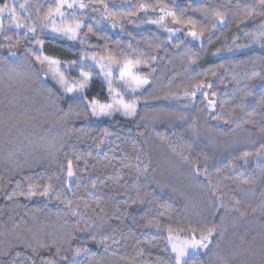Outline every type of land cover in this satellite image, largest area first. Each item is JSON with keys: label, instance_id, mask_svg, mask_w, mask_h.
<instances>
[{"label": "trees", "instance_id": "16d2710c", "mask_svg": "<svg viewBox=\"0 0 264 264\" xmlns=\"http://www.w3.org/2000/svg\"><path fill=\"white\" fill-rule=\"evenodd\" d=\"M4 3L36 32H18L7 14L0 21V264H173L166 232L210 229L188 264H264L260 0H83L96 57L150 77L132 119L102 121L90 120L88 103H106L109 85L79 64L78 47L43 35L55 0ZM142 4L175 13L203 41L142 24ZM98 10L116 30L95 19ZM10 37L17 52H4ZM44 58L92 72L83 97L63 99L39 73Z\"/></svg>", "mask_w": 264, "mask_h": 264}, {"label": "rangeland", "instance_id": "374dc122", "mask_svg": "<svg viewBox=\"0 0 264 264\" xmlns=\"http://www.w3.org/2000/svg\"><path fill=\"white\" fill-rule=\"evenodd\" d=\"M55 2L57 7L59 0H55ZM67 3H72V0H67ZM161 8L163 7L157 8L155 11H148V10L144 11L141 9V17L143 19L142 24L145 23L144 25L152 26L172 39H181L196 46H199L201 44V42L203 41L202 36L197 34V37L194 38L192 35H190V33L194 31L192 28L179 24L173 16L166 14V13H171L169 10L163 8L165 9V11L161 12L160 11ZM55 10L53 13H55ZM61 11L64 12L65 14L63 18H61L59 15H53L51 17L48 16V19L46 20L43 26V35L64 41L73 47H78L81 50L79 64L82 66H88L92 70H95L98 73V76L109 85V98L106 103H100L97 101L88 103L90 120L102 121V120L113 119L115 117L132 119L135 115L132 116L124 115L123 112L124 106L132 105L133 103H135L136 106L135 114H136L139 106V101L137 97L140 95V93L143 92L145 88L149 86L150 84L149 75L144 73L141 69V66L139 65L124 66V65H118L115 62L110 63L107 59L108 57H106L103 61H101V63H103L104 65L103 69H101L100 63H97V61H100L101 58H97L94 52L92 51L90 44L91 38L87 35H84L83 33L84 30L83 28L85 27L84 22L87 19L93 18L91 14L90 6L85 9H80L78 6L74 8H68L67 5L65 4V6L61 8ZM94 16L95 19L98 20L104 26L116 30L115 26H113L112 22L109 21L107 15H105L103 10L96 11ZM3 18L4 15L0 16V21L3 20ZM77 19L81 22V27L76 33V39H70L69 34H65L64 32H57L53 30L54 28L63 29L69 26L74 27ZM222 23L223 21H219V22L217 21L218 25ZM134 27L137 28L138 26L134 25ZM13 28L19 32L24 27L22 26L20 28H16L15 26H13ZM260 31L262 32L261 34L264 33V21L261 24ZM10 38L12 39L15 37H10ZM16 41H17L16 39H12V41H10L9 39L6 40L5 42H8L7 43L8 46L4 50V52H17L18 43ZM255 41L257 42V39H255ZM93 56L96 57L95 61L92 59ZM40 61L38 62L37 66L42 78L46 80L51 86H53L59 93H61L63 99H68L71 97H83V94L88 89V82L93 77L92 72H87L83 69L79 70L78 67L74 66L73 64L71 65L66 63H64V65L62 63L49 64L48 62L41 63ZM47 61H52V60L47 59ZM62 65L64 66V73L61 72L63 68ZM70 71H78L79 76L71 77L69 75ZM81 72L85 73L88 76V80L84 88L80 87V84L84 83V78L80 75ZM106 73H110V75H106ZM61 80L63 81V83H61ZM137 80H147V83L137 88L136 87ZM68 89H71V91H68ZM133 89H135V91H133ZM206 89L203 90L202 92L204 96L208 97L209 93ZM93 105H95V111L97 113H100L101 110H103L104 112L110 111L112 114L93 115L92 114ZM202 234H207V232L196 234V237L199 238L200 235ZM191 235L192 233L187 235H178L170 231L166 232L167 248L173 254V264L176 254L172 251V245L175 244L177 245V247H179L180 245L183 244L184 241L190 240ZM210 240L207 241L208 245ZM206 249L207 248H198L194 251L190 250V255L187 258L195 256L198 253L204 252Z\"/></svg>", "mask_w": 264, "mask_h": 264}, {"label": "snow or ice", "instance_id": "6c2138e0", "mask_svg": "<svg viewBox=\"0 0 264 264\" xmlns=\"http://www.w3.org/2000/svg\"><path fill=\"white\" fill-rule=\"evenodd\" d=\"M98 2L100 4H102L105 8L107 7V5H104V0H98ZM65 4L67 5L68 8H74V7H79L80 9H85L87 7H89V5L83 3V0H72V3H67V0H59V3L57 4L55 13L50 12L49 13V17L53 16V15H59L61 18H63V16L65 15L64 12L61 11V8L65 6ZM260 4L261 6H264V0H260ZM26 7V3H22L19 4V8L21 10H24ZM140 8L144 11H147V6L146 5H140ZM95 10V9H94ZM155 11V9H153ZM161 12H164L165 9L161 8L160 9ZM9 15L12 18L13 21V25L16 28H20L22 27L21 24H19L16 20L17 17V13H16V5L13 4L11 7L8 5V3H4L3 6H0V16L3 15ZM167 15H171V16H175V13H166ZM249 15H251V13H249ZM216 18L217 21H223L225 18V14L224 13H216ZM158 22V21H156ZM2 22H0V27H2ZM115 26V25H113ZM23 27L27 28L29 33L34 34L36 32V28L35 26H28V25H23ZM81 27V22L77 19L75 26H69L67 28H54V31L57 32H64L65 34H69L70 39H76V33L77 31L80 29ZM89 31H91V28H89ZM190 35H192L194 38L197 37V33L195 31H192L190 33ZM38 44L42 45L43 41H38ZM92 59L95 61L96 57L93 56ZM105 58L101 57L100 61H97V63H100L101 69H103L104 65L103 63H101V61H103ZM108 61L114 62L112 57H108L107 58ZM41 63H45L48 62L49 64H59V61H47V58H45L44 60L40 61ZM80 75L84 78V83L80 84L81 88H84L86 86V82L88 80V76L81 72ZM106 75H110V73H106ZM123 75V74H122ZM130 75V73H129ZM61 83H63V81L61 80ZM147 80H137L136 81V87L139 88L141 86H143V84H146ZM199 87H203V85H198L197 88ZM68 91H71V89H68ZM133 91H135V89H133ZM195 91L191 92V93H185L186 96H195ZM93 107V115H97V114H101V115H111L112 113L109 112H104L103 110H101L100 113H97L95 111V105L92 106ZM135 103H133L132 105H126L124 106L123 112L125 116H132L135 115ZM264 147V146H262ZM245 155L247 156L248 153H245ZM67 175L68 177H72L74 175L73 172V167H72V162L69 160L68 161V165H67ZM38 189H33V186H29V193L32 194L33 191H36ZM43 195L47 196L50 194V186L49 187H45L43 190ZM213 234V230L210 229L207 234H202L200 235L199 238L196 237L195 232L193 231L192 235H191V239L190 240H186L183 242L182 245H180L179 247H177V245L173 244L172 245V251L176 254L175 258H174V264H188V260L187 257L190 255V250H196L198 248H207L208 247V243L207 241L210 240L211 236ZM107 239V238H106ZM171 239V237H170ZM79 254V250L77 251V255ZM64 259H67V257H65Z\"/></svg>", "mask_w": 264, "mask_h": 264}]
</instances>
